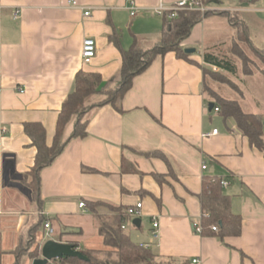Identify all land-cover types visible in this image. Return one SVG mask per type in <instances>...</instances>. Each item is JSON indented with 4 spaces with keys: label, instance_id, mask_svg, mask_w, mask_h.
Listing matches in <instances>:
<instances>
[{
    "label": "crops",
    "instance_id": "0c3cea01",
    "mask_svg": "<svg viewBox=\"0 0 264 264\" xmlns=\"http://www.w3.org/2000/svg\"><path fill=\"white\" fill-rule=\"evenodd\" d=\"M178 1L0 0V264L15 263L16 250L29 249L33 238L37 243L44 239L46 222L53 229L50 238L57 242L76 244L79 251L106 249L91 202L103 203L98 213L108 217L114 215L113 208L124 210L140 202L139 227L129 218L123 233L133 243L149 244L164 262L264 264V153L249 145L232 118L208 111L204 69L218 70L203 59L218 45L228 48L237 25L246 30L252 47L264 50V0L208 3L205 9L211 13L180 43L183 50L194 52L186 58L171 51L157 55L133 78L121 99V112L109 104L92 110L86 136L70 139L41 170L37 195L29 185L36 149L24 124H41L45 143L51 146L76 73H96L103 82L115 84L120 79V49H152L168 24L153 9ZM231 17L236 22L231 23ZM114 31L120 48L109 40ZM85 38L95 42L88 63L81 57ZM231 79L244 89L237 92L242 109L264 119V76ZM73 128L70 122L63 141ZM214 129L216 135L206 136ZM154 152L163 154L167 163L145 156ZM131 168L143 176L122 172ZM153 174L164 175V182L159 184ZM204 176L228 182L223 194L231 212L241 216L239 236L220 241L194 231L201 216L197 195ZM81 202L84 207H79Z\"/></svg>",
    "mask_w": 264,
    "mask_h": 264
},
{
    "label": "trees",
    "instance_id": "16d2710c",
    "mask_svg": "<svg viewBox=\"0 0 264 264\" xmlns=\"http://www.w3.org/2000/svg\"><path fill=\"white\" fill-rule=\"evenodd\" d=\"M218 1L201 0L204 7H207L210 2ZM210 13L211 11L209 10L202 13L200 11H179L176 17L168 22L166 21L168 24H165L160 41L152 49L141 50L136 45L131 46L128 50L120 49L122 59L120 79L115 84L103 82L100 75L96 73L78 71L74 77L73 90L63 101L58 113L55 135L51 146H47L45 143V129L41 124H24V133L29 137L31 146L36 149L34 164L29 171V185L35 195L39 191L41 170L51 164L61 154L70 139L84 138L86 136V125L92 110L109 104L121 112V99L130 89L133 78L142 73L157 55H163L171 51L175 52L180 58H186L187 55L180 47V43L189 36L193 25L203 16H207ZM236 20V17L230 18L231 23L236 22ZM237 26L235 38H233V42L228 48L223 49L218 45L216 48L207 50L204 54L205 63L218 70L216 72L211 69H204V92L209 102H213L215 104L214 107H218V114L223 118H232L235 121L237 130L242 136L247 138L249 145L264 153L263 116L244 111L237 100L220 96L209 85V81L212 79L218 84L229 85L233 90L241 94L231 76L238 77L240 74L251 76L255 73L264 76V50L252 47L246 38V30L242 29L240 25ZM118 38V33L114 31L109 40L120 48ZM245 49L258 59L259 64L250 59ZM234 58L240 61V67L235 63ZM78 116L79 119L77 121ZM70 122H74L73 131L70 138L63 141L64 131ZM145 156H157L167 163L164 155L159 152L145 154ZM88 171L96 172L92 169H88ZM129 171L130 173L143 176L135 168L130 170L123 169L122 172ZM168 173L173 175L170 168ZM153 177L159 184L164 182V175L153 174ZM223 180L225 179L221 177L204 176L201 180L200 193L197 195L201 205L199 220L201 230L199 234L203 237H215L220 241H224L227 237H237L241 233V216L231 212L229 198L223 194V187L221 186ZM90 204L94 211L98 232L103 238V244L106 249L81 251L88 259L87 261L77 258H62L49 264H171L170 262L162 261L149 244L133 243L123 233L121 226L124 225L125 221L129 220L125 212L126 209L113 208L114 215L108 217L98 213V207L102 206L103 203L91 202ZM29 245L35 246L32 251L29 248L25 253L30 254L32 259L38 258L39 243L33 238L29 241ZM71 245L75 249L77 248L76 244ZM21 253L23 254L24 252ZM21 253L16 250L17 261L13 264H18ZM241 255L245 257L243 253Z\"/></svg>",
    "mask_w": 264,
    "mask_h": 264
},
{
    "label": "built area",
    "instance_id": "2783aa9c",
    "mask_svg": "<svg viewBox=\"0 0 264 264\" xmlns=\"http://www.w3.org/2000/svg\"><path fill=\"white\" fill-rule=\"evenodd\" d=\"M72 6H76V3H72ZM134 7L133 5L130 6V15L131 17H133L135 15V11H134ZM200 11L201 13L206 11L205 7L202 5L201 0H181L178 1L176 3H174L173 5L169 6V7H164V6H158L156 8L153 9V13H155L158 16L161 17H165L168 21L172 20L174 17H176L177 13L179 11ZM19 15V11H15L13 14V18L16 19ZM89 13L86 12L84 14V16H88ZM95 55V42L93 39L91 38H85L82 41V47H81V57L84 63H88ZM213 111L218 113V107H214ZM217 134V130L214 129L212 130L210 133L206 134V136H213ZM206 167L204 165V163L201 166V169L204 170ZM228 185V182L226 180H223L221 182V186L224 188ZM85 204L83 202H81L79 204V207H84ZM140 209H141V203H136L134 206L131 207H127L125 212L126 215L129 218L135 219V218H139L140 216ZM157 221L156 219H153V223H152V227L153 229L157 228ZM46 231V236L47 237H51L53 235V229L50 226L49 223H45L44 224ZM121 228H124V225L121 226ZM193 229L195 232L199 233L201 228H200V224H193ZM215 230V228H214ZM151 236L153 239L156 238V232H152ZM196 261H193V263H195Z\"/></svg>",
    "mask_w": 264,
    "mask_h": 264
},
{
    "label": "water",
    "instance_id": "95a60500",
    "mask_svg": "<svg viewBox=\"0 0 264 264\" xmlns=\"http://www.w3.org/2000/svg\"><path fill=\"white\" fill-rule=\"evenodd\" d=\"M186 54L194 52L193 49H184ZM214 103H207L208 111L211 112L214 108ZM79 116L77 117V121ZM141 220L135 218L132 220V225L139 227ZM44 239L39 242V257L32 260L31 264H49L54 260L62 258H77L82 261H87L88 259L81 253V251L75 249L73 245L69 243L57 242L50 237L46 239V236L43 235Z\"/></svg>",
    "mask_w": 264,
    "mask_h": 264
},
{
    "label": "rangeland",
    "instance_id": "374dc122",
    "mask_svg": "<svg viewBox=\"0 0 264 264\" xmlns=\"http://www.w3.org/2000/svg\"><path fill=\"white\" fill-rule=\"evenodd\" d=\"M225 3L226 4H231L230 3V0H224V4ZM206 27L208 29V27H210V26L207 25ZM220 27H223L222 24H220V23L217 22L216 29L217 30H220ZM220 31H219V33L221 34ZM220 37H222V36H220ZM245 52L247 53V55L250 57L251 60H253V61H255L256 63L259 64L258 59L252 53H250V51H248L247 49H245ZM234 61L238 65V67L241 66L240 61L237 58H234ZM256 74H258V73H256ZM235 79H237V78H234V81H235ZM209 82H210L209 85H211L210 87H212L214 90H216L218 92V94H220V96H222L224 98H227V99H232V100H238L240 98V96H239L240 94H238L237 91L233 90L232 87H230L229 85H226V84H218L215 81H213L212 79H210ZM235 83H236V85H240L239 82H235ZM238 89H240L241 93H244V89L241 86H239ZM241 89H243V90H241ZM128 226H129V223H128ZM34 246L35 245L30 246V251L33 250ZM21 249L22 250L21 251L19 250V253L24 252L23 254L26 255L29 263L28 262L25 263L24 262L25 261V258L23 257L22 259H20V261H18V264H31V262L33 260L32 257H31V255L28 254V253H25V250L23 249V247H21ZM21 255H22V253H21Z\"/></svg>",
    "mask_w": 264,
    "mask_h": 264
}]
</instances>
